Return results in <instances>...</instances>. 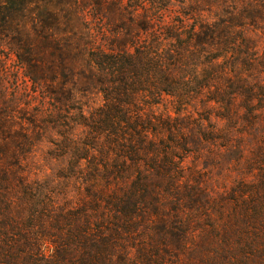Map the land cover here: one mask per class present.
<instances>
[{
	"label": "trees",
	"instance_id": "1",
	"mask_svg": "<svg viewBox=\"0 0 264 264\" xmlns=\"http://www.w3.org/2000/svg\"><path fill=\"white\" fill-rule=\"evenodd\" d=\"M187 1L0 0V49L51 104L18 129L0 88V264H264V135L261 174L220 194L231 210L218 220L216 192L187 166L208 144L244 153L230 130L205 129L213 116L231 124L243 108L253 128L264 114V0L209 20ZM175 2L191 12L157 19ZM50 125L62 183L31 178L18 156Z\"/></svg>",
	"mask_w": 264,
	"mask_h": 264
},
{
	"label": "rangeland",
	"instance_id": "2",
	"mask_svg": "<svg viewBox=\"0 0 264 264\" xmlns=\"http://www.w3.org/2000/svg\"><path fill=\"white\" fill-rule=\"evenodd\" d=\"M195 1L196 0H188L187 3L193 4ZM237 1L238 0H200L197 6L198 10H193L195 11V14H192L209 20L211 18H215L216 16L223 15L224 9L229 11L231 8L230 4L236 6ZM168 6L171 7V12L162 14V12L158 10L154 13L157 19L163 20L165 17L167 21H170L172 18L180 16L181 12H186L187 14L191 12V10L188 9L182 10L181 3L175 2ZM240 7H243V3H240ZM262 12H264L263 9ZM258 14H261L259 10ZM260 28L261 29L257 31V34H254V38H256V42L260 45L258 52L259 56H264L263 23H261ZM1 87L8 89L6 91L10 100L15 102V106L17 108L16 110H18V129H20L19 124H25V126H27L28 120L32 118L33 113L36 112V110L41 109L39 106L40 104L48 107L51 106L50 103H45L43 99L38 98L33 93L32 84L24 75L16 57L3 48L0 49V88ZM90 96V101L94 105L102 103L101 96H99V94ZM39 102L40 104H38ZM156 110L164 114L171 112V98L165 97L162 104L156 106ZM240 111L239 118L235 120L234 123L230 124L225 121L220 122L217 117L213 116V122L207 123L205 128L210 131L214 129L217 130V128L219 130H230L232 132V136L230 138L232 144L231 146H233V148H237L239 147V144H244V153L242 152L240 157H236L235 159L228 158L225 152H222L221 150H213L212 146L210 147V144H208L205 145L208 150L206 153H195L187 160L188 171L192 169L198 174L200 172V176H205L207 179V185L213 190V192H216L215 194L212 193V195L215 196V202L212 203L209 208L212 211L214 218L217 220L220 218L217 212L218 210H224L226 214L231 210V207L225 206L226 204L221 199L220 194L226 196V192L239 182H253L257 180L263 169V165L259 161L260 158L258 157V152L260 148H263L262 141L259 137L260 135H264V114L261 115L259 123L255 124L252 128L243 120V113L245 112V109L240 108ZM211 113L215 115L218 114V111H213ZM195 114L197 116V113ZM208 115L209 114L207 113L204 117L206 118ZM46 119L51 120L52 118L47 117ZM57 133L59 132L56 131L54 125H50L47 129H43V131H35V141L32 147H27L23 152L18 154L19 159L22 160L25 165V167L23 165L25 172L28 176H31V178L46 179L48 177L53 182L56 181L62 183V181H60V176L63 173L66 162L62 159H57L54 155L55 153L53 148L54 144L57 143ZM252 134H255L256 137H252ZM221 135L222 134L220 133L219 136ZM221 144L223 145L225 143ZM216 146L222 148L219 144ZM212 153L217 155H213ZM206 160H210L212 164L208 165ZM220 187L221 191L219 190ZM239 257H241V255H239ZM252 261L255 260L252 259ZM224 262L225 264H228V262ZM182 263L185 264L186 261ZM196 264H199V262Z\"/></svg>",
	"mask_w": 264,
	"mask_h": 264
}]
</instances>
